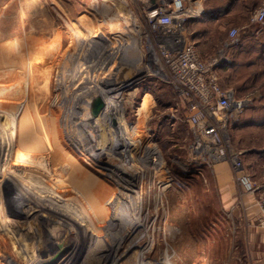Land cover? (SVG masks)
<instances>
[{
    "label": "rangeland",
    "instance_id": "1",
    "mask_svg": "<svg viewBox=\"0 0 264 264\" xmlns=\"http://www.w3.org/2000/svg\"><path fill=\"white\" fill-rule=\"evenodd\" d=\"M259 2L235 22L205 23L201 12L185 33L203 56L226 52L233 24L263 28L252 22ZM152 3L0 0V264H36L54 250L69 264L264 259V189L254 218L208 195L207 168L228 161L236 181L237 171L229 160H192L195 134L158 56ZM262 41L249 48L258 61ZM253 70L222 71V81L251 101L261 87L253 107H264V62ZM257 122L244 134L231 128L236 153L264 148Z\"/></svg>",
    "mask_w": 264,
    "mask_h": 264
},
{
    "label": "built area",
    "instance_id": "2",
    "mask_svg": "<svg viewBox=\"0 0 264 264\" xmlns=\"http://www.w3.org/2000/svg\"><path fill=\"white\" fill-rule=\"evenodd\" d=\"M148 17L151 28L159 30V59L186 107V120L195 134L196 140L191 145L192 160H229L237 171V181L242 189L247 193L256 192L260 189L258 184L246 172L240 154L230 145L231 128L249 100L238 98L233 87L222 84V65L227 61L229 44L226 52L203 56L194 40L185 33V0H153ZM252 22H264V5L252 16ZM238 35L237 28L229 31L232 45L236 44ZM262 214L264 223V206Z\"/></svg>",
    "mask_w": 264,
    "mask_h": 264
},
{
    "label": "crops",
    "instance_id": "3",
    "mask_svg": "<svg viewBox=\"0 0 264 264\" xmlns=\"http://www.w3.org/2000/svg\"><path fill=\"white\" fill-rule=\"evenodd\" d=\"M195 1L197 2L192 4V0V3H190V0H185L187 5V22L190 18L194 19L192 23H194L195 21L199 22V14L201 12H204L205 14L208 11H214V9L205 7L202 0ZM244 1L245 0H237L232 3H223V6H226L227 4L228 7L227 9H225V11H223L222 8L223 14H220V16H222L219 17V15H214L215 17H212L210 14L208 18L204 19L205 23L212 22L214 24H221V22L225 20L235 22V20L232 18L234 17V14H243L245 12L250 11V7L245 6L243 4ZM220 7L221 6H219L218 8ZM230 28H237L240 33L242 30L245 29V26L241 23H237L230 26ZM260 28L261 29H259L257 33L254 31H250V29L249 31L244 30V39L240 41V43H236L234 45L230 43L229 46H227V61L224 62L227 63V65L224 69H227L228 74H230V72H235L236 74H238L247 69L253 70V68L263 66L264 55L261 54L258 61L257 58L254 59L256 57L255 53L251 52L249 49L252 46L251 42L254 36L255 39L259 38L260 36L264 39V26L263 28L262 26ZM262 45H264V42L262 43ZM262 52L264 53V51ZM245 56H252L249 57L252 61L247 60ZM259 74L262 73H255L254 76L253 74H251L250 76L256 77ZM246 83L250 82L247 81ZM250 84L253 85V83ZM230 87L234 88L235 86L231 85ZM234 89H237L236 92L238 98L248 99L249 102H252V104L249 103L251 106L248 104L240 113L238 124L234 128L233 132L235 131L236 133L237 131L241 134H244L246 132H252V130H255L254 127L258 126V123H260L257 121H261L262 123H264V115H262L264 107L261 105L253 107L255 106V102L259 101L257 99L262 94V90L260 91L261 87L255 88L256 91H254L251 96L253 98L252 101L248 97L241 96L238 88ZM255 123L257 125H255ZM239 151L240 157L242 158V161L244 163V167L246 168V172H248L252 176L253 180L258 184V187L261 190L264 189V148H243ZM207 172L210 177L209 182L211 184L207 187V191L209 192L208 195H218L223 210L232 212H240L245 210L249 213V218H254L258 216L259 207L257 206V198L259 192L261 191L257 190L254 193L242 192L237 181L235 180L234 171L228 161L214 164L212 167L207 168ZM206 181H208V178H206ZM260 262L261 263L259 264H264V259H262Z\"/></svg>",
    "mask_w": 264,
    "mask_h": 264
},
{
    "label": "trees",
    "instance_id": "4",
    "mask_svg": "<svg viewBox=\"0 0 264 264\" xmlns=\"http://www.w3.org/2000/svg\"><path fill=\"white\" fill-rule=\"evenodd\" d=\"M235 1H237V0H229V1H227V2H230V3H232V2H235ZM260 0H245L244 2H243V4L245 5V6H248V7H250V9L251 8H254V7H256V6H258L259 5V2ZM227 7H228V5L226 4V6H223V5H221V7L220 8H216V9H214V11H208V12H206L205 14H204V16H203V19H201V21H204V19L205 18H208L209 16H210V14H211V16L212 17H215V16H218L219 15V17H221L220 16V14H223V11H225V9H227ZM222 8H223V11H222ZM218 10V11H217ZM253 10V9H252ZM215 15V16H214ZM207 16V17H206ZM192 21H194V19H192V18H190L189 20H188V22L186 21V23L187 24H189V25H191L192 24ZM188 25V26H189ZM191 39L192 40H194L195 42H196V45H197V47H198V49L200 50V52L204 55V53L201 51V49H200V41L199 40H197L194 36H193V34H191ZM227 65V63H223V65H222V71L224 72L225 71V73L227 74V75H229L228 73H227V69L225 70L224 68H226L225 66ZM222 84H223V81H222ZM223 86H226V87H230V86H227V85H224L223 84ZM237 90V89H236ZM237 124H238V121H237V123L232 127V131L234 130V128L237 126Z\"/></svg>",
    "mask_w": 264,
    "mask_h": 264
},
{
    "label": "bare ground",
    "instance_id": "5",
    "mask_svg": "<svg viewBox=\"0 0 264 264\" xmlns=\"http://www.w3.org/2000/svg\"><path fill=\"white\" fill-rule=\"evenodd\" d=\"M123 28L116 30L117 32H121ZM6 106V105H5ZM8 115V114H7ZM110 148V147H108ZM43 171V170H42ZM71 177V176H70ZM83 180V179H82ZM99 203V202H98ZM71 209V208H70ZM124 213V212H123ZM127 213V212H126ZM76 224V223H75ZM64 244V243H63ZM50 250V249H49ZM62 250V249H61ZM60 253V250H54L50 254H46V256H42L41 259L36 264H69L71 258H64L63 255L57 257ZM57 257V258H56ZM56 258V259H54Z\"/></svg>",
    "mask_w": 264,
    "mask_h": 264
}]
</instances>
